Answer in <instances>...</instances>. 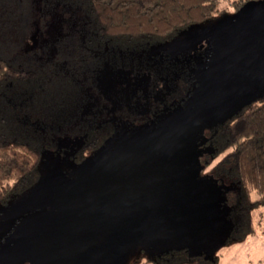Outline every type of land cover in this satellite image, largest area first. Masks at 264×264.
I'll return each mask as SVG.
<instances>
[{"label": "trees", "instance_id": "16d2710c", "mask_svg": "<svg viewBox=\"0 0 264 264\" xmlns=\"http://www.w3.org/2000/svg\"><path fill=\"white\" fill-rule=\"evenodd\" d=\"M245 1L233 3L240 8ZM220 2L0 0V203L39 180L50 124L84 136L77 152L82 162L121 124L148 123L181 105L191 85L183 66L171 59L148 63L150 80L138 85L145 62L138 55L213 17ZM93 83L100 85L98 97ZM77 93L83 98H75ZM207 145L212 159L221 157L217 174L238 185L227 192L234 228L227 245L243 241L257 232L255 211L264 207V96L211 131ZM147 263L220 264L217 256L186 249Z\"/></svg>", "mask_w": 264, "mask_h": 264}, {"label": "rangeland", "instance_id": "374dc122", "mask_svg": "<svg viewBox=\"0 0 264 264\" xmlns=\"http://www.w3.org/2000/svg\"><path fill=\"white\" fill-rule=\"evenodd\" d=\"M234 1L221 0L213 17L190 25L172 39L150 44L138 55L141 61L145 57L142 73L135 81L138 85L150 80L148 63L154 67L158 60L171 59L183 66L191 85L188 98L181 105L148 123L130 127L121 124L103 146L82 162L78 161L77 152L84 144V136L72 134V129L48 126L39 180L20 196L0 203V264H95L101 259L148 264L149 258L171 249H186L191 255L210 258L217 256L220 264H235L234 250L227 253L230 250L227 247L253 236L264 238V207H261L255 211L257 232L227 245L234 236L227 192L237 190L238 185L233 179L217 174L215 166L221 157L212 159V149L207 145L211 131L264 96V0H246L240 8H236ZM235 71L245 73L236 75L213 96L196 120L176 131ZM92 85L96 86L94 97H98L100 85ZM166 95L170 99L173 93L164 94V100ZM75 98L83 95L77 93ZM82 108L89 109L87 105ZM163 134L165 141L176 134L178 149L200 157L202 170L194 185L202 198L201 209L171 224L169 231L132 240L119 259L108 255L105 247L83 250L82 246L99 241L95 186L89 184L95 161L118 157L125 148L149 141L150 137L158 140ZM198 200L194 197L193 207ZM241 261L248 259L241 257Z\"/></svg>", "mask_w": 264, "mask_h": 264}, {"label": "flooded vegetation", "instance_id": "af4514ba", "mask_svg": "<svg viewBox=\"0 0 264 264\" xmlns=\"http://www.w3.org/2000/svg\"><path fill=\"white\" fill-rule=\"evenodd\" d=\"M146 142L125 148L118 157L95 161L89 175L96 192L98 239L106 242L108 255L118 259L132 240L169 231L171 224L202 206L201 196L198 205H192L198 191L190 179L196 176L197 163L171 152V145L159 146L151 137Z\"/></svg>", "mask_w": 264, "mask_h": 264}, {"label": "water", "instance_id": "95a60500", "mask_svg": "<svg viewBox=\"0 0 264 264\" xmlns=\"http://www.w3.org/2000/svg\"><path fill=\"white\" fill-rule=\"evenodd\" d=\"M248 72V71H247ZM250 72V71H249ZM248 72V73H249ZM241 73H245V72H243V71H235L234 73H232L223 83H222V85L221 86H219L218 88H216L209 96H207L206 98H205V100H204V102L202 103V105L199 107V110H197V112L194 114V115H192L190 118H188L187 120H185L184 122H181V124H179V126H177V128H176V131L181 127V126H183V125H185V124H188V123H190V122H192V121H194V120H196L203 112H204V110H205V108L207 107V105L209 104V102L213 99V96H215L223 87H225L226 86V84H228L236 75H239V74H241ZM251 73H257L256 71H252ZM171 136H172V134H171ZM176 134H174L170 139H168V140H166L165 141V138H164V134L163 135H160L159 136V139L158 140H156V138H154V137H151L152 138V140L155 142V143H157V144H160L159 146H162V145H165V144H168V146L169 145H171V148H169L170 149V151L171 152H178V153H180L181 155H183V156H180V157H182V158H184V159H186V161L187 162H196L197 163V171L195 172L196 173V176L193 178L192 177V179H190V184H191V186H192V188H194L195 189V191H198V194H199V189L194 185V180L196 179V178H198V176H199V174H200V172H201V170H202V165H201V161H200V157L199 156H197V155H189V154H187L186 152H183V150L181 149H178L177 147H176V145H178L177 144V142H175L174 140H176ZM148 142V141H147ZM146 142V143H147ZM161 142V143H160ZM191 175H192V173H191ZM191 178V177H190ZM200 195V194H199ZM199 195H194L193 197H192V201L194 200V197H198ZM200 197V196H199ZM198 197V198H199ZM201 198V197H200ZM202 199V198H201ZM193 204V203H192ZM106 245V242L103 240V239H100L98 242H96V243H88V244H86L85 246H82V249L83 250H87V251H96V250H99L100 248H102V247H104ZM95 264H118V262H112V263H108V262H100V261H98L97 263H95Z\"/></svg>", "mask_w": 264, "mask_h": 264}, {"label": "crops", "instance_id": "0c3cea01", "mask_svg": "<svg viewBox=\"0 0 264 264\" xmlns=\"http://www.w3.org/2000/svg\"><path fill=\"white\" fill-rule=\"evenodd\" d=\"M227 253H234L232 259L235 264H263L264 262V238L259 236L250 237L244 242L232 245ZM241 257L248 259L247 262H242ZM223 264V262L221 263Z\"/></svg>", "mask_w": 264, "mask_h": 264}]
</instances>
